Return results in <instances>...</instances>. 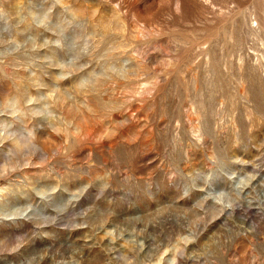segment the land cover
Masks as SVG:
<instances>
[{"label": "rangeland", "instance_id": "374dc122", "mask_svg": "<svg viewBox=\"0 0 264 264\" xmlns=\"http://www.w3.org/2000/svg\"><path fill=\"white\" fill-rule=\"evenodd\" d=\"M0 264H264V0H0Z\"/></svg>", "mask_w": 264, "mask_h": 264}]
</instances>
